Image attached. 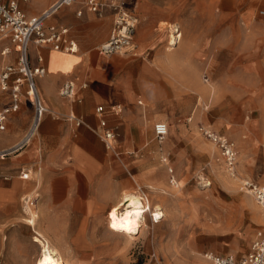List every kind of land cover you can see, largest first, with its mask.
<instances>
[{
	"label": "rangeland",
	"instance_id": "1",
	"mask_svg": "<svg viewBox=\"0 0 264 264\" xmlns=\"http://www.w3.org/2000/svg\"><path fill=\"white\" fill-rule=\"evenodd\" d=\"M137 2L104 0L105 7L93 13L91 26L110 24V35L116 6L134 10ZM173 2L153 29L158 34L153 47L136 46L135 34L143 33L138 31L139 18L131 50L121 53L128 59L118 65L132 66L128 87L133 97L121 103V112L116 108L121 130L115 123L117 141L110 150H119L121 131V162L113 164L118 172L112 178L120 184L119 199L127 192L141 193L165 214L154 222L148 211L149 225L130 240L112 235L107 213L100 215L95 226L103 230L108 253L97 261L74 264H215L206 252L243 257L251 252L256 233L264 230V209L244 187L245 181L264 186V0ZM169 24L174 33L183 34L170 51ZM68 26L79 33L85 30L76 13ZM143 61L153 69L140 77ZM0 92L10 91L0 86ZM127 110L128 136L122 123ZM158 122L169 128L162 141L154 133ZM206 128L235 144L234 171L237 168L239 179L230 176L233 170L219 145L204 133ZM125 139L132 145L124 146ZM111 187L105 188L106 196L113 195ZM29 206L35 210L34 203ZM28 207L20 220L23 248L13 262L0 264H36L42 253V247L33 252L34 236L39 243L42 240L35 233L37 223L33 227L26 220Z\"/></svg>",
	"mask_w": 264,
	"mask_h": 264
},
{
	"label": "crops",
	"instance_id": "2",
	"mask_svg": "<svg viewBox=\"0 0 264 264\" xmlns=\"http://www.w3.org/2000/svg\"><path fill=\"white\" fill-rule=\"evenodd\" d=\"M19 1L24 12L35 16L48 10L56 0ZM173 6V0H138L134 10V7L126 6L141 20L142 29L138 31L143 30V33L135 34L137 48L144 50L156 44L158 34L153 29L161 22L160 17L166 9ZM79 10L81 15L77 14ZM75 13L79 24L85 28L81 33L68 26ZM93 13L85 4L78 3L59 9L46 22L47 26L67 28L66 36L77 43V52L55 50L49 45H31L32 65H43L47 70L37 79V86L48 113L38 135L22 148L19 145L33 117V107L26 97H22L19 109L8 115L5 129H0V152H9L0 157V263L13 262L12 257L23 248L25 237L20 220L26 212L23 208L26 196L34 201L38 215L35 231L47 238L70 264L97 261L100 260L98 257L108 253L109 245L104 240L103 230L95 224L99 216L108 213L111 205L119 200L120 184L112 178L118 172L113 164L121 162V131L119 150L113 153L95 128H99L101 120L105 119L109 127L121 130V103L125 104L133 97L128 87L133 70L129 64L122 68L118 65L119 61L127 60V56L98 52L99 44L111 35V25L93 28ZM7 46L10 51L3 54ZM17 62L18 52L14 46L7 39H0V70L6 64L16 65ZM138 67L140 77L153 69L146 61ZM68 80L78 85L75 98L60 94L61 86ZM10 103L11 93H1L0 111ZM139 103L143 102L140 100ZM99 106L104 108L103 114L97 112ZM117 107L120 112L116 111ZM125 113L122 123L128 136L131 121L127 120L130 117L128 110ZM71 115L82 118L84 124H76ZM123 145L131 146L132 143L125 139ZM22 172H29V178H22ZM108 184H112L114 193L106 196ZM28 210L29 207L27 213ZM259 231L264 233L263 229ZM33 240V252L40 247L43 250V243L35 236Z\"/></svg>",
	"mask_w": 264,
	"mask_h": 264
},
{
	"label": "built area",
	"instance_id": "3",
	"mask_svg": "<svg viewBox=\"0 0 264 264\" xmlns=\"http://www.w3.org/2000/svg\"><path fill=\"white\" fill-rule=\"evenodd\" d=\"M79 2L80 0H56L41 15L29 16L21 8L19 0H0V39L9 40L18 52L17 64H6L0 70V86L3 90H9L11 93V103L0 111V129H5L8 115L19 109L23 96L26 97L33 107L31 124L19 148L29 144L38 135L45 115L48 113V108L43 103L37 86V79L44 76L47 70L43 65H32L30 60L31 45H49L59 51L68 53L77 52V43L66 36L68 33L67 28H59L54 25L47 26L46 22L59 9L71 7ZM84 4L88 10L95 13H100L105 7L104 2L101 0H85ZM116 10L115 27H113L109 39L99 44L97 48L98 52L103 55L124 53L132 48L133 36L139 22V17L132 9L126 8L124 4L116 6ZM77 14L81 15L82 11L79 10ZM175 36H177V41L180 40L178 33ZM9 51L10 47L7 46L4 48L3 54ZM77 93L78 85L73 80L66 81L60 88V94L65 98H75ZM97 112L103 114L104 108L99 106ZM70 118L78 125L84 124V120L78 118L76 115H71ZM95 131L98 132L105 142L106 147L112 151L115 148L118 135L115 129L109 127L107 121L102 119L100 127L95 128ZM168 132L167 123L158 122L155 124L154 133L156 139L162 141ZM204 133L219 145L223 156L227 160L228 167L231 171H234L237 161L235 144L211 129H204ZM8 153V151L0 152V157L3 158ZM21 177L29 178L28 172H22ZM244 187L254 196L257 204L264 209V186L252 181H245ZM23 202V208L26 210L29 204L34 201L26 196ZM205 257L214 261L215 264H264V233L262 231L257 233L251 252L243 257L233 254L220 255L213 252H206Z\"/></svg>",
	"mask_w": 264,
	"mask_h": 264
},
{
	"label": "bare ground",
	"instance_id": "4",
	"mask_svg": "<svg viewBox=\"0 0 264 264\" xmlns=\"http://www.w3.org/2000/svg\"><path fill=\"white\" fill-rule=\"evenodd\" d=\"M168 28H170V31L168 36L167 49L168 51H170L177 47L183 37V34L180 30H177L181 38L180 41L178 40L177 42V36H175L176 31L174 33L173 25L169 24ZM235 169L236 170L234 172H230V176L239 179L237 168ZM164 176V174H160V179L165 182L166 179ZM150 187L155 190L161 189V186L157 188L152 184H150ZM168 191L169 190L165 192L167 193ZM248 192L250 193V191ZM248 200L252 201L250 198H248ZM148 211H150L154 222H160L161 218L165 214L164 210H162V207L151 201L149 197H143L141 193H125L114 205H112L111 209L107 213V220L109 222L108 227L112 235L114 234L118 237L120 235L124 236L126 237V240L135 238V235L140 233L144 226L149 225ZM137 213L139 214L137 215ZM28 214L30 217L26 220L30 225L35 227L38 217L37 212L29 206ZM113 224H115L117 227L113 228ZM35 232L37 234V231ZM37 237L42 240L44 246L41 255L36 260V264H70L67 260L64 259L60 251L55 248L47 238H43V236H40L39 234H37Z\"/></svg>",
	"mask_w": 264,
	"mask_h": 264
},
{
	"label": "snow or ice",
	"instance_id": "5",
	"mask_svg": "<svg viewBox=\"0 0 264 264\" xmlns=\"http://www.w3.org/2000/svg\"><path fill=\"white\" fill-rule=\"evenodd\" d=\"M138 214H139V213H137V215H138ZM112 227H113V228H116L117 226H116L115 224H113Z\"/></svg>",
	"mask_w": 264,
	"mask_h": 264
}]
</instances>
